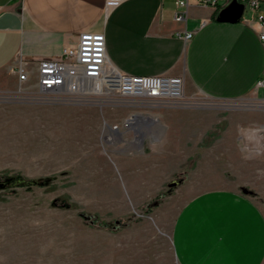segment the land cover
Here are the masks:
<instances>
[{
    "label": "rangeland",
    "instance_id": "374dc122",
    "mask_svg": "<svg viewBox=\"0 0 264 264\" xmlns=\"http://www.w3.org/2000/svg\"><path fill=\"white\" fill-rule=\"evenodd\" d=\"M32 90L0 75V264H178L172 230L195 195L236 191L264 213V90L177 107Z\"/></svg>",
    "mask_w": 264,
    "mask_h": 264
},
{
    "label": "crops",
    "instance_id": "0c3cea01",
    "mask_svg": "<svg viewBox=\"0 0 264 264\" xmlns=\"http://www.w3.org/2000/svg\"><path fill=\"white\" fill-rule=\"evenodd\" d=\"M232 1L189 0L186 22L177 23L175 0H125L109 13L106 0H0V75L12 74L18 59L36 67L38 60L60 58L82 35H103L107 57L122 73L182 76L187 95L260 98L264 3L252 12L248 0H238L245 5L241 22L219 23ZM135 116L128 127L140 133L146 120ZM172 244L178 264H264V213L242 193L201 192L178 213Z\"/></svg>",
    "mask_w": 264,
    "mask_h": 264
},
{
    "label": "built area",
    "instance_id": "2783aa9c",
    "mask_svg": "<svg viewBox=\"0 0 264 264\" xmlns=\"http://www.w3.org/2000/svg\"><path fill=\"white\" fill-rule=\"evenodd\" d=\"M124 1L106 0V13ZM201 2L207 3V0ZM262 3L264 0H248L247 6L252 12H257ZM175 4L174 20L177 23L186 22L189 0H175ZM258 22L259 38L264 44V11L259 13ZM192 37V33L185 36L187 40ZM105 49L103 35L86 34L77 43L65 47L60 58L38 60L33 71L28 61L18 59L12 72L18 76L20 84L30 83L34 93L46 98L72 97L96 102L113 98L123 103L131 100L128 107H142L143 103L155 107L187 105L185 79L182 76L122 73L112 66ZM257 87L264 90V74Z\"/></svg>",
    "mask_w": 264,
    "mask_h": 264
},
{
    "label": "water",
    "instance_id": "95a60500",
    "mask_svg": "<svg viewBox=\"0 0 264 264\" xmlns=\"http://www.w3.org/2000/svg\"><path fill=\"white\" fill-rule=\"evenodd\" d=\"M245 11V5L241 4L238 0H233L227 7H225L218 15L217 21L219 23H230L238 24L241 22L243 14ZM135 120H138V117H132ZM177 183L174 182L170 186H174ZM4 186L3 183H0V187ZM159 203L155 202L151 206H157Z\"/></svg>",
    "mask_w": 264,
    "mask_h": 264
},
{
    "label": "trees",
    "instance_id": "16d2710c",
    "mask_svg": "<svg viewBox=\"0 0 264 264\" xmlns=\"http://www.w3.org/2000/svg\"><path fill=\"white\" fill-rule=\"evenodd\" d=\"M240 1H242V0H240ZM28 184H29V187H30V186L32 185V184H31V181H29Z\"/></svg>",
    "mask_w": 264,
    "mask_h": 264
}]
</instances>
